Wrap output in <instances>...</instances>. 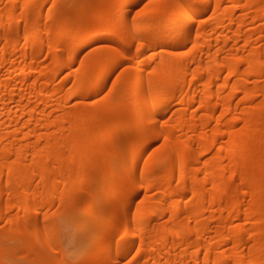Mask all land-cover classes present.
I'll return each instance as SVG.
<instances>
[{"label":"bare ground","instance_id":"obj_1","mask_svg":"<svg viewBox=\"0 0 264 264\" xmlns=\"http://www.w3.org/2000/svg\"><path fill=\"white\" fill-rule=\"evenodd\" d=\"M0 264H264V0H0Z\"/></svg>","mask_w":264,"mask_h":264},{"label":"rangeland","instance_id":"obj_2","mask_svg":"<svg viewBox=\"0 0 264 264\" xmlns=\"http://www.w3.org/2000/svg\"><path fill=\"white\" fill-rule=\"evenodd\" d=\"M94 45L92 44V47H93ZM126 122V121H125ZM63 228V227H62ZM73 228V227H72ZM60 228H59V234L61 233V240H62V244H63V247L65 248L66 247V249L69 251V253H71V256L72 257H76L79 253H81V251L82 250H80V248H82V247H84L85 248V244H87V243H89L88 242V240H90V237L91 236H89V234H85V233H83V234H85V238H87L88 240H85V242L83 241L82 242V244H81V242H80V244L78 245V243L76 244V245H74V241H71L72 240V238L70 237L71 235H73L74 234V231H75V227L72 229V230H70V227H68V229H67V227H65L64 229H62V231L60 232ZM64 230H66L67 232H68V235H66L67 234V232H65ZM68 230H70V231H68ZM76 230H77V228H76ZM64 232L66 233V234H64ZM76 232V231H75ZM70 234V235H69ZM67 236V237H66ZM87 236H89V237H87ZM63 238H64V240H63ZM92 238V237H91ZM68 239H70V240H68ZM87 241V242H86ZM68 242V243H67ZM70 242H71V244H70ZM73 243V244H72ZM70 245V246H69ZM74 245V246H73ZM68 246V247H67ZM83 249V248H82ZM73 250V251H72ZM72 251V252H71ZM74 254V255H73Z\"/></svg>","mask_w":264,"mask_h":264},{"label":"snow or ice","instance_id":"obj_3","mask_svg":"<svg viewBox=\"0 0 264 264\" xmlns=\"http://www.w3.org/2000/svg\"><path fill=\"white\" fill-rule=\"evenodd\" d=\"M130 7H136V5H130Z\"/></svg>","mask_w":264,"mask_h":264}]
</instances>
